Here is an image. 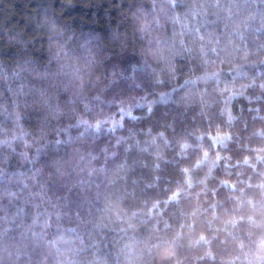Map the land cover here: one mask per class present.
Segmentation results:
<instances>
[{
    "label": "clouds",
    "instance_id": "obj_1",
    "mask_svg": "<svg viewBox=\"0 0 264 264\" xmlns=\"http://www.w3.org/2000/svg\"><path fill=\"white\" fill-rule=\"evenodd\" d=\"M162 14L167 15L165 6H160L155 16L139 25L144 43L138 51L155 84L161 86L157 97L149 99L145 93L121 100L106 98L117 75L113 72L104 76L97 72L102 63L98 52L85 47L82 56H74L58 45L53 57L57 61L56 71L51 76L47 73L36 76L48 81L39 90V99H29L36 85L14 87L11 83L8 84L10 100L0 99V115L8 121L0 122V152L4 154L0 178H5L13 157L23 167L34 163L49 144L73 145L74 161L57 159L56 170L61 176L83 174L72 186L79 185L83 198L97 205L95 220L91 213L81 216L77 212L73 217L54 204L50 210L46 205L52 201L45 197L44 185H40L41 191H32L38 183L40 169L20 178L23 187L0 196V201L7 198L9 203L17 199L27 203L29 196L40 197L38 202H33L30 222L23 217L20 221L25 232L31 231L33 237L40 238L37 244L51 245L39 264H109L99 254L101 241L108 233L114 234L119 264H205L206 261L264 264V112L259 103H253L264 99V72L258 69V65L264 64V44L249 48L242 37L229 34L227 44L221 46L220 35H201L198 22L194 30L185 27L181 32L173 30L168 36L163 33ZM52 27L54 32L63 34L60 26ZM189 33L192 35L186 40ZM71 39L69 35L65 43ZM253 68L257 69L255 73L251 71ZM165 82H170L173 88L188 86L177 104L185 111L194 109V120L212 119L213 109L219 106V115L226 123L216 125L215 135L201 129L186 134H176L173 130L172 136L160 131L143 142L129 129L127 135L117 137L111 149L108 145L100 148L105 159L115 156L121 143L126 153L135 147L150 159L129 162L126 155L111 169L103 164L97 166L94 161L99 153L93 154L96 135L105 127L114 130L109 125L115 114L108 113L103 106L118 104L121 111L122 105L126 109L130 105V111L121 112L132 115L134 107L146 104L151 114L158 100L166 102L170 98L168 90L162 87ZM61 96L66 99L62 100ZM241 96L249 101V110L255 111L251 127L242 107L229 111L228 105ZM30 111L42 113L47 123V127L37 129L35 134L21 127ZM118 127H123V123L115 128ZM72 129L81 131L73 136ZM244 129L247 131L243 132ZM51 133H55L54 139L49 138ZM89 133L96 134L91 141L87 139ZM169 162L176 165L178 179L166 186V195L152 198L147 190H159L164 166ZM138 169H148L150 178L146 179ZM7 179L12 181L13 177L9 175ZM0 211L5 213L7 221L10 215L7 207L0 205ZM11 215L15 218V214ZM53 217L56 221L74 218L82 230L91 225L95 229L88 234L91 244L64 233L48 241L55 227ZM10 227L6 222L3 234ZM61 244H72L77 254L85 255L69 261ZM88 248L93 249L90 255ZM220 252L227 255H219ZM22 255L26 253H21L19 246L5 242L0 250V264H21Z\"/></svg>",
    "mask_w": 264,
    "mask_h": 264
},
{
    "label": "trees",
    "instance_id": "obj_2",
    "mask_svg": "<svg viewBox=\"0 0 264 264\" xmlns=\"http://www.w3.org/2000/svg\"><path fill=\"white\" fill-rule=\"evenodd\" d=\"M173 3L175 7L172 6ZM160 6L167 8V15L162 14L161 18L164 20L163 33L168 36L172 35L173 30L181 32L185 27L194 30L198 22L201 24V35L207 33L220 35L221 46L227 44L229 34L234 38L242 37L247 41L249 48H257L264 44V0H0V99L10 100L9 83L14 87L21 84L36 85L29 99H39V90L45 88L48 81L37 79L36 76L45 73L51 76L56 71L57 61L53 57L58 45H63L69 55L74 56H82L85 47H91L98 52L102 63L98 65L97 72L104 76L113 72L117 75V80L108 89L106 98L121 100L134 94L142 96L145 93L148 94L149 99L157 97L161 86L155 84L153 74L143 65V58L139 55L138 49L144 43L139 25L144 19L155 16ZM53 24L63 29L62 35L53 31ZM69 35L72 39L65 43ZM191 35L192 33H189L185 39L187 40ZM258 69L264 72V64L258 65ZM251 71L255 73L257 69L253 68ZM162 87L168 90L170 98L166 102L158 100L151 114H148L146 104L134 107L132 115L121 112L130 111V105L127 109L122 105L121 111L118 104L103 106L105 111L115 114L109 125L114 130L105 127L98 135L87 134L89 141L92 140L93 135H96L93 154L99 153L98 159L94 161L97 166L103 164L111 169L126 155L129 162L132 159H150L135 147L126 153L123 143L119 145L115 156L105 159V153L101 152L100 148L108 145L111 149L117 137L127 135L129 129L134 130L143 142L146 137L160 131L172 136L173 130L176 134H186L201 129L209 132L210 135H215L216 125L226 123L225 118L219 115V106L213 109L212 119L194 120L192 118L194 109L185 111L178 105L177 100L186 91L187 85L183 88H173L170 82H165ZM61 99H66V96H61ZM253 103H259L264 112V99ZM228 107L229 111L242 107L248 126H252L255 111L249 110V101L244 96L237 97ZM133 116L138 119L134 120ZM0 122L8 121L0 115ZM23 122L21 127L33 131L34 134L37 129L47 127V123L43 121V114L39 111L28 112ZM118 123H123V127L115 128ZM149 128L151 132L148 131ZM79 131L81 129L71 130L73 136ZM246 131L247 129L243 130ZM61 136L64 134L61 133ZM49 138L54 139L55 133H51ZM205 139L210 142L209 137L206 136ZM30 143L31 141H25V144ZM72 147L73 145L63 143L49 144L41 151L34 163H26L23 167H20L17 158L13 157L5 178H0V196H4L12 189L18 190L23 187L19 182L20 178L30 176L40 169V174L37 176L38 183L33 186L32 191L39 192L40 185H44L45 197L52 201V204L46 205L50 210L54 204L61 212L73 217L77 212L81 216L91 213L95 220L96 203L83 198L79 185L72 186L83 174L78 176L73 172L68 176H61L55 167L57 159L74 161L76 157ZM83 147L87 150L88 144ZM32 154H35V150ZM3 159L4 154L0 152V161ZM175 169L174 162L167 163L163 169L164 178L159 190L148 189V195L152 198L166 195V186L175 184L178 179ZM137 172L142 173L146 179L150 178L148 169H138ZM9 175L13 177L12 181L7 179ZM29 183L31 184V180ZM24 191L27 194L28 190ZM221 192L223 193L224 189H221ZM39 200V196H29L27 203H22L19 199L9 203L7 198L0 201V205L6 206L10 214L6 221L5 213L0 211V250L5 242L19 246L21 253H26L21 256V264H28L29 259L31 264H39L51 247L50 244L46 246L44 242L37 244L36 241L40 238L33 237L31 231L25 232L20 226L22 217L30 222L33 202ZM21 208L23 212L20 211ZM11 214H15V218H12ZM52 219L55 227L51 230L48 241H53L54 236L64 233L66 236L84 239L85 244H91L88 234L95 231L91 225L82 230L79 221L74 218H62L60 221H56L55 217ZM6 222L11 227L7 234H3ZM104 231L107 232V229ZM60 247L64 249L69 261L74 258L82 259L85 255V253L77 254L72 244H61ZM92 250L88 248L87 254L90 255ZM117 253L114 234L108 233L101 241L99 254L107 259L109 264H119L120 257ZM219 255H227V253L220 252ZM205 264H219V261H206Z\"/></svg>",
    "mask_w": 264,
    "mask_h": 264
},
{
    "label": "snow or ice",
    "instance_id": "obj_3",
    "mask_svg": "<svg viewBox=\"0 0 264 264\" xmlns=\"http://www.w3.org/2000/svg\"><path fill=\"white\" fill-rule=\"evenodd\" d=\"M173 7H175L176 5H175V3H173V5H172Z\"/></svg>",
    "mask_w": 264,
    "mask_h": 264
}]
</instances>
